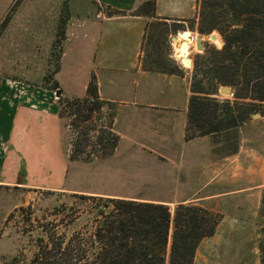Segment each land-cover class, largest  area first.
I'll return each instance as SVG.
<instances>
[{"label": "rangeland", "instance_id": "obj_1", "mask_svg": "<svg viewBox=\"0 0 264 264\" xmlns=\"http://www.w3.org/2000/svg\"><path fill=\"white\" fill-rule=\"evenodd\" d=\"M157 1L161 0H155V12ZM173 1L179 3L187 16L175 19L183 29L169 34L166 50L181 67L178 75L189 77L190 87L193 58L203 54L206 46L219 48L222 38L215 29L207 33L197 30L199 0ZM87 6L92 10L97 8L91 0H87ZM82 7L79 0H0V87L10 93H20L19 97L24 99L30 97L28 91L45 89L53 99V91H56L53 80H56L64 96H84L85 92L73 96L64 94V89L72 94L84 91L82 72L73 76L68 71L73 62H84L85 57L73 56L78 39L67 40L73 34L70 30L73 16ZM105 9L102 10L104 14ZM178 30H189L201 36L203 48L197 49L194 42L189 49L191 64L184 65L178 59L174 46L178 42L171 38ZM212 31L219 35V45L209 38ZM63 49V70L56 79ZM230 91V94H221L217 90L216 97L232 99L231 87ZM256 112L258 114L252 116L255 111H250L237 127V144H247L248 138L254 141L262 138L264 104ZM117 113L113 103L104 101L92 112L90 119L78 121L74 126L73 116L64 110L61 115L65 134L62 148L64 154L75 157L67 158L64 173L29 176L24 184L0 185V264H31L30 259L39 248V239L45 240L47 231H54L55 236L63 232L68 236L81 226L82 217L70 222L80 204L73 193L153 199L167 204L172 212L177 202L199 204L194 198L212 195L225 187L218 182L194 186L195 161L185 159L186 152L177 160H169L165 148L121 141L113 128L119 126L118 122L113 125ZM101 134L105 138L97 142ZM103 143L108 148L103 149ZM221 150H225L224 147L213 143L212 149L201 148L198 152H202L203 161L205 156ZM262 175L264 180V173ZM21 179L19 176L18 180ZM240 182L243 181L239 179L232 185ZM258 189L256 186L246 195H213L198 201L217 213L218 222L214 232L199 241L192 264H259L258 242L264 235V218L259 214L262 189L260 192ZM61 215H65V223H59ZM50 223L57 225L52 227Z\"/></svg>", "mask_w": 264, "mask_h": 264}, {"label": "trees", "instance_id": "obj_2", "mask_svg": "<svg viewBox=\"0 0 264 264\" xmlns=\"http://www.w3.org/2000/svg\"><path fill=\"white\" fill-rule=\"evenodd\" d=\"M121 12L105 9L106 15ZM131 13L147 18L140 42L143 69L180 74L181 67L166 50L169 34L183 29L179 21L157 15L155 0H139ZM213 29L222 45L206 46L193 58L184 139L208 135L232 153L237 150V127L264 104V0H199L197 30ZM53 85L59 114L68 110L74 126L104 103L93 74L82 97L68 98L56 80ZM219 85L232 88V99L216 97ZM98 138L101 142L105 136ZM102 148L108 147L103 143ZM73 194L80 204L70 222L82 217L81 226L68 236L47 231L31 264H192L199 241L211 235L218 222L217 213L200 204L177 202L171 212L157 200ZM259 214L264 218V187ZM64 216L59 223H65ZM258 251L259 264H264V235Z\"/></svg>", "mask_w": 264, "mask_h": 264}, {"label": "crops", "instance_id": "obj_3", "mask_svg": "<svg viewBox=\"0 0 264 264\" xmlns=\"http://www.w3.org/2000/svg\"><path fill=\"white\" fill-rule=\"evenodd\" d=\"M79 1L83 7L73 16L74 21L70 25H73L70 28L73 34L67 40L72 37L79 40L73 56H83L85 61L73 62L68 72L73 76L82 72L84 91L72 94L64 89V94H84L93 74L99 99L113 103L118 112L113 125L118 122L119 126L113 128L121 141L165 148L169 160H177L186 152L185 159L195 161V172L192 173L194 186L224 184L225 187L218 192L203 198L246 195L256 186L260 192L264 187L261 179L264 173V131L257 141L248 138L247 144H237L235 152L221 150L205 156L202 161L203 154L198 150L212 149L211 138L201 135L184 139L187 100L191 92L189 77L142 67L140 42L147 18L131 13L139 0H91L97 6L94 10L87 6V0ZM178 4L173 0L157 1L156 14L171 19L187 16ZM107 7L122 12L105 15L102 10ZM96 13L100 15L96 16ZM191 35L188 49L195 42L196 36ZM175 39L178 42L175 46L184 41L180 35ZM63 56L64 49L56 79L63 70ZM20 95L0 87V185L24 184L29 176L62 175L67 165L68 155L62 148L65 134L58 102L40 88L28 91V99ZM262 118L264 120V114ZM185 147L189 149L185 150ZM19 176H22L21 180H18ZM205 177L210 178L206 180ZM239 179L243 182L233 186V182ZM203 198H194L197 199L195 203L201 204L198 201Z\"/></svg>", "mask_w": 264, "mask_h": 264}, {"label": "water", "instance_id": "obj_4", "mask_svg": "<svg viewBox=\"0 0 264 264\" xmlns=\"http://www.w3.org/2000/svg\"><path fill=\"white\" fill-rule=\"evenodd\" d=\"M215 33H217L216 31H212L211 33H209V37H213L215 35ZM181 34V30H178L176 32V35L175 36H172L171 38L172 39H175L178 35ZM195 47L197 49H202L203 48V44H202V39H201V36L199 34L195 35ZM180 44L183 43V41H179ZM179 59L181 60V62L184 64V65H188L189 63L191 64V58L188 56H181L179 57ZM218 92L221 93V94H230L231 91H230V87L228 85H220L218 87ZM258 114L257 112L253 113L252 116Z\"/></svg>", "mask_w": 264, "mask_h": 264}, {"label": "bare ground", "instance_id": "obj_5", "mask_svg": "<svg viewBox=\"0 0 264 264\" xmlns=\"http://www.w3.org/2000/svg\"><path fill=\"white\" fill-rule=\"evenodd\" d=\"M180 36H182V38H184V41L182 44H179L176 46L174 45L175 49H176V53H177L178 57H181V56H187L188 57V53H189L188 42H190L192 40L193 36L187 30L181 31ZM209 38L212 39V41L215 43H219L221 41L220 37H218L217 33H215V35L213 37H209Z\"/></svg>", "mask_w": 264, "mask_h": 264}, {"label": "built area", "instance_id": "obj_6", "mask_svg": "<svg viewBox=\"0 0 264 264\" xmlns=\"http://www.w3.org/2000/svg\"><path fill=\"white\" fill-rule=\"evenodd\" d=\"M99 13H96V16H99ZM53 99H58V93L56 91H53Z\"/></svg>", "mask_w": 264, "mask_h": 264}]
</instances>
